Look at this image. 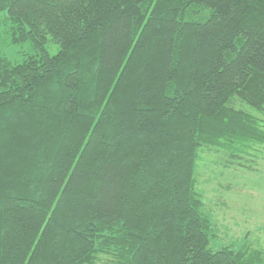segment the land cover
<instances>
[{
  "label": "trees",
  "instance_id": "obj_1",
  "mask_svg": "<svg viewBox=\"0 0 264 264\" xmlns=\"http://www.w3.org/2000/svg\"><path fill=\"white\" fill-rule=\"evenodd\" d=\"M1 27L34 54L0 51V264H264L210 248L196 176L264 146V0H0Z\"/></svg>",
  "mask_w": 264,
  "mask_h": 264
},
{
  "label": "rangeland",
  "instance_id": "obj_2",
  "mask_svg": "<svg viewBox=\"0 0 264 264\" xmlns=\"http://www.w3.org/2000/svg\"><path fill=\"white\" fill-rule=\"evenodd\" d=\"M4 31L1 27L0 51L12 63L34 54L29 43L13 45ZM46 50L55 55L59 46L50 42ZM235 106L256 115L238 101ZM196 176L206 212L216 226L210 248H248L264 254V146L236 157L220 149L203 148Z\"/></svg>",
  "mask_w": 264,
  "mask_h": 264
}]
</instances>
